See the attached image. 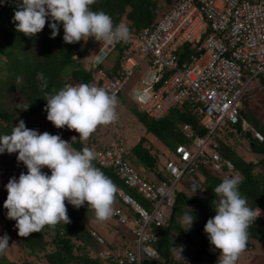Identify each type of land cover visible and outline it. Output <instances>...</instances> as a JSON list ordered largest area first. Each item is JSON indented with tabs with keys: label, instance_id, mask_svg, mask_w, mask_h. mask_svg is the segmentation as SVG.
<instances>
[{
	"label": "built area",
	"instance_id": "1",
	"mask_svg": "<svg viewBox=\"0 0 264 264\" xmlns=\"http://www.w3.org/2000/svg\"><path fill=\"white\" fill-rule=\"evenodd\" d=\"M129 32L126 42L112 45L93 39L94 72L89 84L116 97L128 93L154 118L163 117L177 104L188 103L187 110L201 115L209 132L194 137L193 125L185 122L182 129L190 142L176 146L173 157L164 160L162 178L153 180L127 161L120 142L94 150L100 165L112 167L149 203L148 208L142 206L118 188L117 195L129 209L113 205V216L131 233L137 251L131 248L133 242H126L120 250L104 249L99 253L103 264H112L107 258L121 264H146L147 258H160L156 229L169 223L179 183L194 173L200 175V157L213 172L234 168L221 156L212 134L239 122L244 130L250 126L243 115V98L253 80L264 78V0H175L150 26L137 34ZM118 46L122 49L119 67L112 65L114 73H108V59L112 53L118 55ZM97 55L102 56L101 62L96 61ZM253 134L264 139L255 128ZM93 235L104 244L100 235ZM186 262L217 264L190 256H185L182 264Z\"/></svg>",
	"mask_w": 264,
	"mask_h": 264
},
{
	"label": "trees",
	"instance_id": "2",
	"mask_svg": "<svg viewBox=\"0 0 264 264\" xmlns=\"http://www.w3.org/2000/svg\"><path fill=\"white\" fill-rule=\"evenodd\" d=\"M164 1L169 4L175 2V0H96L90 7L93 11L102 10L109 14L114 24L125 22L129 30L137 34L154 22L156 16L161 13L159 8L162 7ZM19 3L20 0H0V136L11 134L20 120H23L26 127L31 129L30 120L38 111L47 114L45 111L47 101L44 98L54 95L66 84L73 81L87 83L92 80L91 70L85 68L79 61L89 49L88 44L83 50L78 51L81 41L71 44L66 43L63 40L62 23L58 24V35L52 38V29L49 27L52 22L50 17L41 32L34 37L25 36L22 32L16 30L13 21ZM121 52L122 49L119 46L118 55L115 59L116 66L122 56ZM38 73L44 74L47 80L46 88L42 87L44 82L37 79ZM259 82L264 85V78H261ZM132 85L133 82L127 85L128 92ZM124 97H129V94L126 93ZM187 104H177L171 107L167 114L161 118L150 117L146 112L140 111L136 107L132 108V112L144 125L146 131L163 142L173 155L178 144L190 142L188 140L190 138H187L183 133L182 127L185 122L193 125L194 137L204 136L209 132V129L202 124V116L191 114L187 110ZM243 115L250 126L244 130L242 123L239 122L234 124V129L240 131L247 140L249 148L259 155L258 160L251 162L243 159L234 146L224 141L225 132L219 137H214L217 135V131H221L227 126L216 130L212 134V138L217 142L218 150L223 159L232 162L233 170L226 169L227 171L220 175L218 172L209 169L203 161L205 158L200 157V175L197 176V183L195 180H190L193 181L191 183H185L191 189L203 188L204 192L207 193L206 196L194 195L191 197L180 187L177 189L169 223L156 229L158 235L156 248L160 253V258H147L144 260L146 264H182L185 256H192L195 260L218 261L217 254L220 253V250L210 243L208 234L204 231V225L209 218L214 217L216 214L214 208L219 197L215 195L213 189L222 182L224 177L237 175L242 177L239 191L242 196L247 198L248 206L254 209L264 205V139L260 141L253 134V128H255L264 135V124L259 118H256L257 116L248 113H243ZM249 116L252 117V121ZM145 141L146 138H141L132 148V152L140 161H138L139 165L144 166L147 170L149 168L154 169L157 165V156L152 154L150 149L144 145ZM71 143L77 150L87 147L78 139L71 140ZM17 156L18 152L8 153L5 150L0 153V169H4L7 175L19 176L21 174L20 170L18 171ZM126 156L131 160L130 153ZM93 163L111 178L118 188H123L129 193L124 180L112 167L102 166L97 160ZM158 176L162 178L160 172ZM1 178H4V176L1 175ZM183 181L179 184H182ZM5 191L7 193L6 187L0 188V197ZM65 203L71 222L66 225L61 222L55 227L45 226L41 232L32 233L27 238L20 237L17 232V240H19L21 248L39 258L42 252L47 251L48 245H54L53 251L45 254L49 264H103V259L97 254L103 246L93 235V232L97 234H102V232L96 226L97 222L89 218V213L93 209L87 206V203L78 209L67 203V201ZM185 213H192L195 218L188 230H184L182 224V216ZM3 217L4 214L2 213L1 218ZM12 222L16 223L15 220H12L3 224L10 228L11 224H14ZM117 224L120 225L119 222ZM248 231L250 238L245 250L255 241H258L264 247V221L257 218ZM122 234L124 233L122 232ZM193 235L204 237L202 241L207 246L197 244L196 240L192 238ZM107 239L109 240V238ZM182 241H184L183 244L180 243ZM187 243L191 244L192 247L187 246ZM119 245L120 242L117 240L109 241L111 247H118ZM76 246L79 247L80 253L75 251ZM177 246L183 247L181 252L183 259L176 255L178 252ZM91 251H94L95 255ZM0 264H12L6 252L0 255ZM112 264L121 263L114 261Z\"/></svg>",
	"mask_w": 264,
	"mask_h": 264
},
{
	"label": "clouds",
	"instance_id": "3",
	"mask_svg": "<svg viewBox=\"0 0 264 264\" xmlns=\"http://www.w3.org/2000/svg\"><path fill=\"white\" fill-rule=\"evenodd\" d=\"M95 2L96 0H20L13 21L16 30L29 37L41 32L50 17L51 37L58 35V24L62 23L63 40L69 44L80 42L82 39L87 42L90 37L108 45L126 42L130 37L128 26L123 22L114 24L112 17L102 10L93 11L90 6ZM116 58L113 59L115 69L120 63L119 60L116 66ZM91 59L90 65L85 68L91 70L93 75ZM102 59V56H96L97 62ZM108 67H111L107 70L108 73L110 70L114 73L112 65ZM37 79L44 82L43 88L47 87L43 73H38ZM91 81H73L54 95L44 98L47 101V120L56 128L66 126L67 129L74 130L79 133L82 141L88 140L98 126L114 123L118 119L116 96L103 87L89 84ZM124 96L122 94L119 97L123 101H133L140 111H144L133 98L128 97L126 100L127 97ZM74 138L76 137H72ZM99 147L77 150L70 141L62 139L59 134L54 135L47 131L40 133L29 129L23 120L13 128L11 134L0 136V153L5 150L8 153L18 152L17 159L27 167L26 174L22 172L18 179L11 178L6 184L7 198L3 204L7 209V217L16 221L15 227L20 237L27 238L32 233H39L45 226L55 227L61 222L65 225L70 223L66 201L77 209L87 203L99 221L113 216V204L119 189L113 180L93 163L97 160L94 150ZM130 163L138 169L132 161ZM44 167L50 169V175L42 171ZM158 178L160 177L157 175L155 179ZM241 182L242 177L238 175L224 177L213 189L219 197L214 208L216 214L207 220L204 231L208 234L210 243L220 250L217 264H238V259L250 238L248 229L261 215L259 207L262 206L254 209L249 207L247 198L241 195ZM196 189H193V193ZM194 219L192 213L183 214V229H190ZM128 234L132 239L131 233ZM98 235L104 239V244L99 243L103 247L109 246L110 240L105 235ZM126 242L128 239L124 244ZM8 246V235L0 236V255L5 254ZM177 249V255L183 259V247L177 246ZM102 250L104 248L100 251Z\"/></svg>",
	"mask_w": 264,
	"mask_h": 264
},
{
	"label": "rangeland",
	"instance_id": "4",
	"mask_svg": "<svg viewBox=\"0 0 264 264\" xmlns=\"http://www.w3.org/2000/svg\"><path fill=\"white\" fill-rule=\"evenodd\" d=\"M172 3L163 2L162 7H160V11L165 10L169 6H171ZM94 37L92 39H88L87 42L81 41L80 47L78 48V51H81L85 48L86 44H88L89 49H87L85 55L79 59V61L86 67L90 65V59L92 58V51L95 49L94 44ZM83 40V39H82ZM78 55V53H77ZM116 53H114L110 60L108 61V66H111L114 64L113 59L116 57ZM76 56V55H75ZM247 74V73H246ZM69 80V79H68ZM117 98V106L116 111L118 114V119L111 124L108 125H101L98 126L97 130L90 136V138L86 141H82L79 138V133L75 132L74 130H69L65 126L64 128H56L50 121L47 120V114L38 111L36 115H34L30 120V127L31 129H35L40 133H43L45 131L49 132L50 134H59L62 139L70 141L72 137H76L74 139H78L81 141L84 145H86L88 148L92 149L93 147L97 146H104L108 144L109 142L116 141L120 142L126 149L127 154H131V160L136 166H138L140 163L139 160L135 157V155L132 152V148L137 144V142L141 138H146V141L144 142V145L148 147L152 154H155L157 156V165L154 169L149 168L146 172H148L146 175L150 178V175L157 176L159 172H163L164 170V160L168 159L169 157H173L171 150H169L168 147L164 145L163 142H161L155 135H153L150 132L146 131V128L144 125L138 120V118L135 116V114L132 112V108L136 107L139 108L133 101H123L121 97ZM128 100V97L125 98ZM244 107H243V113L250 114L253 116H257L256 118H259L260 121L264 124V85L259 82V80L255 79L250 84V87L247 89L244 98ZM250 120L252 119L251 116H249ZM252 121V120H251ZM234 125H228L227 128L217 131V135L214 136L219 137L221 134L225 132V142H228L230 145L234 146L238 154L245 159L246 161L256 162L259 158V155L254 153L247 143V140L242 136L240 131L237 129H234ZM231 129V130H230ZM233 133V134H232ZM232 134V135H231ZM73 140V139H72ZM139 161V162H138ZM20 170V171H19ZM233 170V169H232ZM18 171L20 173H27V167L23 164L22 161L18 160ZM42 171L51 174L50 169L47 167H44ZM151 171V172H150ZM158 172V173H157ZM225 172V170H221L220 175H222ZM150 173V174H149ZM4 176V178L0 179V188H5L6 184L9 182L11 178L18 179L19 176L15 175H7L6 171L4 169H0V176ZM197 176L198 173H194L193 176L190 177V179L185 178L182 184L179 185L180 189L184 190L187 195L189 196H206V192L204 190L196 189L193 193V189L189 187L185 182L191 183L195 180L197 183ZM8 177V180H7ZM147 177V178H148ZM187 180V181H186ZM129 193L139 202V204L146 206L148 208L149 203L148 200L145 199L140 193L137 192V190L132 189L128 186ZM7 190V189H6ZM7 198V193L1 195L0 197V236H3L5 234L9 237V244L11 243L12 250L8 249V258L11 260L12 264H49L46 260L45 254L47 252L53 251L54 245L50 244L47 247V251L42 252L39 255V258L34 257L33 255L29 254L27 250H23L21 248V245L19 244V240H17V232L18 229L15 227L16 223L12 222L14 224H11L10 228L9 226L6 227L4 224L7 221H12L7 217V212L3 206L4 201ZM113 205H120L125 210L129 209V206L126 205L119 196H115V201ZM261 209V215L258 217L261 220L264 221V205ZM4 214V217L1 218V214ZM89 218L97 223L104 224L101 227L106 228L108 230H112L109 240H117L120 242L119 248H124L126 244H124V241L128 239L129 243L133 242V239H131L130 233L126 227L123 225H113L116 224L117 220L114 216H111L109 219L105 221H99L96 219L94 210H91L89 213ZM4 223V224H3ZM118 223V222H117ZM9 228V229H8ZM122 232L124 234H122ZM107 235V234H106ZM49 239V237H47ZM194 240H196L197 244L206 245L202 239L204 237H196L195 235L192 236ZM97 241L98 238L96 237ZM184 241L180 242L183 244ZM79 243V242H78ZM102 243V242H100ZM178 243L179 245H181ZM177 244V245H178ZM187 246H191V244L187 243ZM207 246V245H206ZM108 247V248H107ZM192 247V246H191ZM107 251H113L109 246L103 247ZM132 250L137 251V245L133 242L131 245ZM195 249V248H194ZM120 250V249H119ZM13 251V253L11 252ZM75 251L80 253L79 247H75ZM83 251V250H82ZM95 251V250H94ZM91 251L93 255H95V252ZM105 251V250H104ZM194 252V251H192ZM100 251L97 252L99 255ZM177 255V254H176ZM186 255V254H185ZM100 256V255H99ZM178 256V255H177ZM220 253L217 254V257L219 259ZM102 258V257H101ZM106 260H110L114 262L113 258H107ZM238 264H264V247L258 242L255 241L253 244H251L247 250L243 251L238 259Z\"/></svg>",
	"mask_w": 264,
	"mask_h": 264
},
{
	"label": "crops",
	"instance_id": "5",
	"mask_svg": "<svg viewBox=\"0 0 264 264\" xmlns=\"http://www.w3.org/2000/svg\"><path fill=\"white\" fill-rule=\"evenodd\" d=\"M138 169L140 170V171H142L143 172V174L146 176V177H148L146 174L148 173V172H146L147 171V169L144 167V166H142V165H139L138 166ZM151 172V171H150ZM150 174V173H149ZM149 178V177H148ZM156 178V176H153L152 174L150 175V179H155ZM104 226V224H100V223H96V226H98V228L100 229V231L102 232V235H105L107 238H111L110 237V234H111V232H113L112 230L110 231V230H108V229H106V228H103V227H101V226ZM113 225H117V222H116V224H113ZM107 234V235H106ZM8 249L9 250H12V248H11V243L9 244V246H8ZM8 249L6 250V255H7V257H8ZM12 253H13V251H11Z\"/></svg>",
	"mask_w": 264,
	"mask_h": 264
}]
</instances>
